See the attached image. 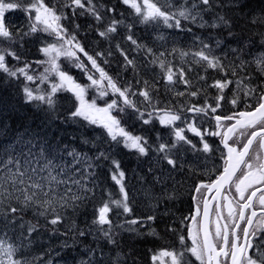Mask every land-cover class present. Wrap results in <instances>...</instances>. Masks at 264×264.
<instances>
[{
    "label": "trees",
    "instance_id": "1",
    "mask_svg": "<svg viewBox=\"0 0 264 264\" xmlns=\"http://www.w3.org/2000/svg\"><path fill=\"white\" fill-rule=\"evenodd\" d=\"M45 2L50 6L55 4L57 9H62L65 14L69 15L62 23L69 32L75 33L88 54L94 57L97 52L104 54L97 58V63L119 87H130L131 91L136 93L147 89L153 105L159 109L167 108L178 113H183L185 109L205 103L207 100L212 101L207 96L212 95L214 89L203 81L209 79L207 75L220 77L221 72L202 70L197 68L195 63L193 71H189L186 65L178 61L174 71L182 67L185 73L183 79L179 77L177 71L172 82L166 80V72L163 73L159 65L152 63L153 57L143 49L130 46L132 43L128 42V35L123 30L129 26L132 27L133 38L138 44L147 47H149L148 43L161 37L160 33L155 34L152 33L153 29L148 30V24L140 23L138 18L133 15L132 10L122 4L121 0H94L104 17L99 23L90 14L81 15V9H75V15H73L72 8L63 7L65 0H49L48 2L45 0ZM242 3L243 8H236L232 6V0H213L212 8L203 13L204 20L210 25L217 15H223L230 21V27L224 25L216 28L205 26L206 29H204V27L182 21L185 28H191V32L173 28V38L165 41L164 47L185 52L194 48L193 51H196L201 46L202 32L207 31L215 42H212V48L217 47L213 49V52L218 48H223L222 52L217 50L216 53L226 69L230 66V69L235 68L237 76L241 78L250 74V87H264V75H260L256 71L254 63H247L243 68L239 67L241 60L251 61L255 54L264 51V46L261 44V41L264 40V35H262L264 34V23H252L253 19H264V0H242ZM109 9L114 11H108ZM113 19L123 21L122 24L117 25V28L121 26L118 29L119 34L107 38L99 36L98 33L103 31ZM6 22L12 25L14 30L20 28H23L24 31L28 30L27 17L22 10L17 9L16 13H9ZM77 25L79 28L76 27ZM138 26L141 27L138 28ZM143 27L146 28L143 29ZM229 31L232 33L231 36ZM122 34L124 36L120 39ZM217 41H220L219 46H217ZM154 42L156 43V41ZM47 43H51V40L44 33L25 37L22 48L19 43L13 45L22 57L21 62L17 63L9 58V65L20 67L23 66L24 61H27L32 65L30 72L33 68L40 71L44 64H37L36 61H42L43 53L40 49ZM113 44H117L119 48L115 45V50L108 51L107 48ZM240 48L243 51L234 52L231 50ZM122 53L126 54L129 60H133L134 64L128 65L122 58L124 55ZM171 56L179 60L181 58L179 52L173 53ZM103 58L110 59L105 62L102 61ZM60 64L82 85L90 83L87 79L89 73L99 78V73L90 65H86L88 71L85 72L80 68L71 67L66 62ZM185 80L188 82L185 83ZM245 83L247 84L248 81L246 80ZM152 84L155 86L151 87ZM25 86L32 89L38 87L32 82L29 83L22 75L9 77L0 72V159H7L9 155L18 158L22 166L29 168L28 175H32L31 168L39 170L51 160L54 169L52 174L66 183L53 184L55 193H50V196L55 195L57 199L61 196L69 198V203H74V206L61 209L57 205L61 220L56 225L50 223L53 218L52 213L46 212L44 215H40L42 209L38 207L28 208L22 213H17L14 222L11 223H6L4 218L0 217V230L6 231L11 240L20 246L19 255L26 259L28 264H111V259L117 252H120L122 264H152L151 256L153 254L164 249L174 250L180 247L177 231L180 230L182 224L180 218H184L190 213L189 191L194 182L189 179L186 183L183 182L185 191L173 190L177 183L188 177L190 170L181 176V180L178 177L175 182L174 180L173 182L169 181L170 177L165 179L164 172L156 173L154 171L155 174L149 179L145 178L148 173H151L149 166L162 162L156 158L158 154L156 150L154 151L156 155L150 158L152 148L156 149L158 146V143L155 142L157 137L163 139L161 142L171 144L167 141L168 137L165 134L164 126L158 124V119L154 117L153 123L144 125L142 121L136 119L135 115L131 114L132 110L128 109V114L122 120V125L128 131L147 138L150 150L148 155L142 156L135 150L124 147L122 142L117 145L110 141L103 128L90 125L82 119L73 120L70 111L74 110L73 104H78V101H75L72 93L67 91L57 93L56 106L54 109H49L47 105L39 101H28L24 93ZM50 87L51 85H47L44 89H50ZM192 92H196L197 95H191ZM179 93H183V95H179ZM95 94H97L96 90L89 88L85 99L91 102L95 99L92 97ZM105 97H107L105 101L117 98L111 92ZM130 98L136 102L141 111L145 110L147 102L143 96L136 95ZM105 101L103 105L97 103L102 107L105 106ZM147 111H152V108L149 107ZM85 140L88 143H85ZM29 141L31 142L29 143ZM180 150L181 148L178 147L177 151ZM73 151L78 156L85 158L77 163L70 155ZM101 151L105 152L107 159L96 158ZM29 152L31 155H28ZM26 159L31 163L25 165ZM113 160L119 162L120 170L125 173L123 183L128 192L129 207L132 209L131 213L123 214L122 210L114 208L110 214L117 240L116 245L109 244L102 233L97 231V226L93 224L98 207L108 200L109 194L112 199L122 197L119 192L120 186L111 178L114 167ZM162 163L164 167L166 163ZM3 174L0 172V175ZM47 175L48 171L45 170L38 172V175L33 176V179ZM139 175L140 183H138L139 177H137ZM72 179L80 180L84 188L73 184ZM169 182L174 184L171 185ZM41 183L46 184V181H41ZM176 187L178 188V184ZM69 188L71 191H66ZM45 190H48L47 187ZM72 195L80 196L82 199L73 202L70 199ZM12 203L16 205L14 199ZM163 211L165 212L164 217L168 215L164 224L160 220L164 218ZM177 212L180 213L179 219H174L172 215L176 216ZM148 216H154L155 219L147 220ZM8 219L11 220V217ZM132 219L142 221V223L128 224L127 221ZM30 225L35 227V231L29 234ZM129 229H135V231ZM81 231H84L86 235L81 236L79 234ZM88 248L92 251H89Z\"/></svg>",
    "mask_w": 264,
    "mask_h": 264
},
{
    "label": "snow or ice",
    "instance_id": "2",
    "mask_svg": "<svg viewBox=\"0 0 264 264\" xmlns=\"http://www.w3.org/2000/svg\"><path fill=\"white\" fill-rule=\"evenodd\" d=\"M212 2L213 0H179V2L177 0H121V3L128 6L133 15L139 18V22L143 24L162 22L168 28L188 32H191V28H185L182 21L199 27L216 28L221 25L230 27V21L223 15H217L210 25L204 20L203 13L212 8ZM232 6L243 8L244 5L242 0H232ZM63 7L72 8L73 15H75V9H81V15L90 14L98 23L104 19L94 0H65ZM14 9L22 10L26 14L27 31H24L23 28L14 30L12 25L6 22L5 13ZM108 11L114 10L109 9ZM67 18L62 9H57L55 4L50 6L45 0H0V72L9 77L22 75L29 82L38 79L40 83H47L52 78L50 89H32L25 86L26 99L39 101L47 105L49 109H54L57 93L70 92L75 97V101H78V104H73L74 110L70 111L73 120L82 119L90 125L99 126L104 129L107 137L115 144L119 145L122 142L124 147L135 150L142 156L148 155L150 145L147 138L133 134L122 125V120L128 114L127 110L131 109V114L135 115L136 119L142 121L144 125L153 123L155 117L162 126H174L177 121L182 120V115L167 108H157L151 103L150 93L147 89L136 93L132 92L130 87H119L97 63V58L104 54L97 52L95 57L89 55L75 33L69 32L62 23ZM258 22L264 23V19H253L252 21V23ZM122 23L123 21L113 19L103 31L98 33L99 36L107 38L109 34L115 33L117 25ZM76 27L79 28V25ZM36 33H45L52 38L51 43H47L40 49L46 59L36 61V63L46 64L47 67L39 77L29 74L32 65L27 61H24L23 66L20 67L9 65V58L17 63L22 60L13 45L19 43L22 48L24 38ZM229 35H232L231 31H229ZM127 39L138 49H143L153 57L151 62L159 64V67L166 72V79L169 82L173 81L177 71L179 77L183 79L185 75L183 68L174 71L171 62L166 59L165 52L155 53L146 45L138 44L131 34L127 36ZM160 39L163 37L161 36ZM219 44L220 41H217V46ZM261 44L264 46V40L261 41ZM200 45L196 51L185 52L173 48L167 55L179 52L181 58L191 55L195 63L206 65V68L223 69L220 58L213 54L212 48L203 40H200ZM117 47L119 48V46ZM231 50L234 52L243 51L242 48ZM79 54H83L91 68L99 73V78H96L92 73L87 75L89 84L78 83L58 62L63 57L70 64L87 72L86 64L81 60ZM125 60L128 65L134 64V61L129 60L126 55ZM247 63H254L256 71L260 75H264V51L255 54L251 61L241 60L239 67L243 68ZM232 75H237L235 68L232 69ZM232 83V80L215 81L213 86L219 90L220 94L215 98V106L208 105L211 113H216L221 106L220 102L226 100L224 90ZM235 84L238 91L228 102L234 109L243 103L244 110L232 111L231 114L223 116L215 115L214 119L218 129L216 131L202 132L194 124L188 125V131L200 137L202 141L200 150L204 153L213 150L210 144L204 141L205 135L220 137L224 149L227 150L226 155L221 153L225 163L222 171L217 170L214 179L210 176L209 182H201L194 187L195 193L200 197V202L195 207V215L188 218L191 220L192 226L187 229V238L184 235H179L180 247L174 250L164 249L153 254L151 256L152 264H195L196 261L199 264H264V87H250V74L235 81ZM89 88H94L99 98L108 96L110 89L117 98L105 101V106L99 107L95 99L91 102L85 99ZM240 92H243L245 100L241 99ZM136 95L143 96L147 102L144 111H141L136 102L130 98ZM179 95H183V93H179ZM191 95L195 96L197 93L192 92ZM249 98L255 103L246 102ZM149 107L152 108V111H147ZM188 111L199 113L206 112V109L193 106ZM219 129H223V131ZM184 133V128L175 127L174 141L171 144L161 142L156 148V151L162 154L161 159L173 169L177 166V161L171 156L172 149L178 150V146L182 147L183 144L196 147ZM84 142L88 143L87 140ZM28 155H31V152ZM70 155L77 163L85 158L78 156L75 151ZM96 158L107 159L108 157L105 152L101 151ZM30 163L29 160H25V165ZM112 164L114 167L111 178L120 186L119 192L122 197L112 199L109 194L108 200L98 207L93 224L97 226V231L102 233L109 244L116 245L117 240L110 214L114 208L122 210L123 214L131 213L132 209L129 207L128 192L123 183L125 173L120 170L118 161L113 160ZM45 170L48 171L47 176L33 179V176H37L38 172ZM53 170L52 161L49 160L39 170L31 168L32 175H28L29 168L22 166L18 158L9 155L7 159H0V172L4 173L0 175V217L4 218L6 223H11L14 222L17 213H22L28 208L38 207L42 209L40 215H44L46 212L52 213L51 224L59 223L61 215L57 211V205L63 209L73 207L74 203H69V198L64 196L58 199L55 195L50 196V193H55L53 184L66 183L53 175ZM41 181H46V184ZM72 183L84 188L78 179H72ZM66 191L70 192L71 189H66ZM13 199L16 201V205L12 203ZM70 199L75 202L81 200L82 197L72 195ZM193 199L196 197L194 196ZM213 215L215 216L214 220L211 219ZM9 217L11 220L8 219ZM154 219V216L147 217V220ZM127 223L136 225L142 221L132 219ZM129 230L135 231V229ZM33 231H35V227L30 225L29 234ZM79 234L86 235L84 231ZM188 239L191 240L190 246L187 244ZM89 251L92 250L89 249ZM19 253L20 246L11 240L6 231L0 230V264H28V261L22 258ZM190 257H194V260ZM111 264H122L120 252H117L111 259Z\"/></svg>",
    "mask_w": 264,
    "mask_h": 264
},
{
    "label": "rangeland",
    "instance_id": "3",
    "mask_svg": "<svg viewBox=\"0 0 264 264\" xmlns=\"http://www.w3.org/2000/svg\"><path fill=\"white\" fill-rule=\"evenodd\" d=\"M55 2V1H54ZM67 15V14H66ZM68 17H69V15H67ZM112 34V33H111ZM110 35V34H109ZM122 36H124V34H122ZM154 41H156V38L154 39ZM130 46H133V48L134 47H136L135 45H133V44H130ZM215 48H217V47H215ZM215 48H212V49H215ZM108 49V51L111 49V47H109V48H107ZM160 53V52H159ZM159 53H157V54H159ZM213 54L215 55V56H217L218 57V53H214L213 52ZM46 59V57L44 56V58H43V60H45ZM168 60V59H167ZM147 60L145 59V62H146ZM169 61V60H168ZM184 61L185 62H187V60L186 59H184ZM190 61H191V63L193 64V62L195 63V61L193 60V58H190ZM59 63H61V62H63V63H65L66 62V64H68V65H70V63L67 61V60H65L63 57H61L60 58V60L58 61ZM144 62V63H145ZM72 65V64H71ZM156 65L158 66L159 64L158 63H156ZM195 66H197V68H200V67H202V68H204L205 67V69H207V71H212V70H215V69H212V68H206V65H203V64H197V63H195ZM235 66V65H234ZM45 67H47V65L46 64H44V66L42 67V69L38 72V75L36 76V77H39L40 76V74L41 73H43L44 72V69H45ZM150 69H151V67H149ZM31 71H33V70H31ZM162 72L164 73L165 71L164 70H162ZM31 73V72H30ZM207 77H209V79H205V81H206V84L209 86V87H211V88H213L214 90H212V95L210 94V95H208L207 96V98L210 100H212L211 102L210 101H206L205 103H201L200 105H195V107H203V108H205V109H208L207 107H208V105H212V106H215L216 105V97L220 94L219 93V90L217 89V88H215L213 85H214V83H215V81H217V80H220L221 82H224L225 80L222 78V77H213V76H210V75H207ZM205 81L203 82V83H205ZM38 79L35 81V84H38ZM51 82H52V78H50V80H49V82H47V83H45V84H47V85H49V84H51ZM34 83V82H33ZM39 85V87H41V84H38ZM155 85L154 84H152V86L151 87H154ZM44 88H46V86L44 87ZM237 87H236V84L233 82L232 84H230L229 86H228V88H226L225 90H224V95H225V97H226V100L225 101H221L220 103H227V108L229 109V108H233V106L230 104V103H228V101L229 100H231V98L233 97V95L234 94H236L237 93ZM97 93V92H96ZM110 93V92H109ZM239 95L240 96H242L243 95V92H240L239 93ZM244 96V95H243ZM93 98H95V100H96V103L97 102H99V104L100 105H103V103H104V101L106 100V98L107 97H103V98H99L98 97V93L97 94H95L94 96H92ZM97 105H98V103H97ZM100 105H98L99 107H101ZM102 107H104V106H102ZM191 108V107H190ZM189 109V108H188ZM188 109H185L184 111H183V113H179V114H181L182 115V117L184 116V117H187L186 116V112L188 111ZM208 110H210V109H208ZM114 114H116V113H114ZM210 114H213V115H216V114H218V112H216V113H210ZM159 124V123H158ZM178 124H180V122H178ZM189 124H194L196 127H198V128H200V130L202 131V132H205V131H216V130H218L217 128H216V126L214 125V123H212V120L211 119H209L208 117H200V116H195V117H193V118H191V119H183V122H182V125H180L179 127H182V128H184L185 129V135H186V137L189 139V140H191L192 141V144L193 145H195L196 147L195 148H193L191 145H187V144H183V146L182 147H180V146H178V147H180L181 148V150L178 152V154L176 155V157L174 158V159H176V161H177V164L178 165H182V164H185V163H190L191 164V167H190V174H188V177L186 178V179H184V180H182V182H179V183H177L178 184V188L176 187L177 186V184H176V186H174L175 188H173V190L175 191V190H178V191H180V192H182V191H185V185H184V183H186L187 181H188V179L190 180V179H192L191 178V176L193 175H201L203 172H204V170H203V168L202 169H200L199 167H201L202 166V163H203V161L204 160H201L200 158L202 157V156H204L205 154H207V158H208V156H209V153H204L203 151H201L200 149H202V141H200V139H199V137H197V136H195L192 132H190V131H188V125ZM160 125V124H159ZM162 126V125H161ZM220 130V129H219ZM173 133H174V129H172V130H170V129H168V130H166L165 131V134L168 136H170L171 137V143L174 141V135H173ZM139 135V134H138ZM198 138L199 139V142L197 141V140H195V138ZM211 137H213V136H207V135H205V137L204 138H207L206 139V142H212L213 141V139L211 140ZM163 139H159V137H157V140L155 141L156 143H161V141H162ZM181 143H183V142H181ZM154 146L156 145L155 143L153 144ZM153 146V147H154ZM156 149L155 148H152V150H151V152L154 154V151H155ZM174 152H175V149H172V152H171V156H173V154H174ZM188 154H191V155H193V156H190V155H188ZM153 156V155H152ZM212 158L209 156V159H208V161H207V163H206V166L208 165V163L210 162V160H211ZM163 160V159H162ZM169 168H172L171 166H169ZM174 172H177L178 174H175ZM167 174H166V176H165V179H167L168 177H170V179H169V181H172L173 182V180H174V178H175V180H174V182L176 181V179L178 178V177H180V180H181V176H183V172L182 171H178V170H174V171H172V170H170V171H168L167 170V172H166ZM174 173V174H173ZM172 182H169V184H174V183H172ZM184 182V183H183ZM162 215H163V217H164V215H165V212H162ZM172 215V214H171ZM179 215H180V213H176V216H174V215H172L173 217H174V219H179ZM168 217V215L167 216H165L164 218H161L160 220H161V222H162V224H164L165 223V219H168L167 218ZM186 217V218H185ZM184 218H180V222L182 223L181 225L184 227V221H185V223L187 224L188 222H189V213L187 214V216H185ZM188 219V220H187ZM179 221V220H178ZM179 222V223H180ZM180 225V230H178L177 231V234H179V235H184V231L182 232V226ZM184 229V228H183ZM186 229H188V228H186ZM188 244V243H187ZM180 246V245H179ZM166 260H167V258H165ZM190 259H192V260H194L193 258H190Z\"/></svg>",
    "mask_w": 264,
    "mask_h": 264
},
{
    "label": "bare ground",
    "instance_id": "4",
    "mask_svg": "<svg viewBox=\"0 0 264 264\" xmlns=\"http://www.w3.org/2000/svg\"><path fill=\"white\" fill-rule=\"evenodd\" d=\"M230 2V1H229ZM251 2V1H250ZM223 4V3H222ZM226 4V3H225ZM222 6V5H221ZM230 6V5H229ZM225 9V8H224ZM216 10V9H215ZM215 10H213L214 12H215ZM217 11V10H216ZM218 12V11H217ZM217 12H215V13H217ZM219 13V12H218ZM258 15V14H257ZM65 23H67L66 21H64ZM141 26H138V28H140ZM146 28V27H145ZM144 27H143V29H145ZM132 27H128L127 29H125V30H123L124 32H127V34L129 35V34H131V32H132ZM147 29L149 30V29H153V25L152 24H148V26H147ZM204 29H206V27H204ZM154 30V29H153ZM172 30H173V28H168V29H166V30H163V31H159L158 33H160L159 35L160 36H163V39H160V38H157L156 39V43L154 42V41H152L151 43H148L147 45L149 46L148 48H151V49H153V51L155 52V53H159V52H165L166 53V59H168L174 66H177V62L178 61H180L182 64H184V65H186L187 67H188V69H189V71L191 70V71H193V69H194V62H193V64L191 63V61H190V58H192V56L191 55H189V56H185V57H183V58H180V60L179 59H177L176 57H172L171 55H167V53L168 52H171V48H167V47H164V42L165 41H168V40H170V39H172L173 37H172V35H173V32H172ZM98 33V32H97ZM176 36V35H175ZM207 37H209V38H207ZM122 38V35L120 36V39ZM200 38L204 41V43L205 44H208L211 48H212V42L213 43H215L214 42V40H212L211 39V37H210V35L207 33V31H203L202 32V35L200 36ZM179 39V38H178ZM163 43V44H162ZM31 45L33 44V42L32 43H30ZM115 45H117V44H113V45H111L110 47H111V49L109 50V51H111L112 49L113 50H115ZM30 46V45H29ZM118 46V45H117ZM198 46V45H197ZM123 46H121V48H122ZM124 48V47H123ZM28 49V48H27ZM32 50V49H31ZM186 50V49H185ZM194 50V48H192L191 49V51H193ZM213 50V49H212ZM220 51V52H222V50H223V48L221 47V48H218V49H216L215 51H214V53L216 52V51ZM26 51H28V50H26ZM186 51H189V50H186ZM29 54V53H28ZM27 54V55H28ZM80 56H81V60L82 61H84L85 62V64L86 65H90V63H88L87 62V60H86V57H84L83 56V54H79ZM90 55V54H89ZM28 57H29V55H28ZM228 57V56H227ZM229 58V57H228ZM110 59V58H109ZM108 58H103V60L102 61H107V60H109ZM184 59H186L187 60V62H185L184 61ZM172 60V61H171ZM99 64V63H98ZM222 65H223V63H222ZM71 67H74L75 69H77V67H75L74 65H70ZM90 67H91V65H90ZM119 68V67H118ZM179 68H180V66H179ZM182 68V67H181ZM231 68V66L229 67V68H225V66L223 65V69H216V71H219V72H221V75H220V77H222L224 80H232L234 83H235V81H237V80H240L241 79V77L240 76H237V75H235V76H233L232 75V69H230ZM201 74V73H200ZM192 77V76H191ZM196 79V78H195ZM204 82V81H203ZM206 82V81H205ZM193 83V82H192ZM197 83V82H196ZM199 87V86H198ZM204 94V93H203ZM241 97V99L242 100H245V98L243 97V96H240ZM163 162V161H162ZM162 162H157L154 166L153 165H151V166H149L150 167V169H151V173H148V175L147 176H145V178L147 179H149V177H151L152 175H154L155 174V172L156 173H161V172H164L165 174H167L166 172H167V170L168 171H170V170H172V171H174V170H176V167H177V170L178 171H182L183 173H185L187 170H190V167H191V164L190 163H185V164H182V165H178L177 164V166L173 169V168H169V166H167V165H165L164 167L162 166ZM146 171V170H145ZM155 171V172H154ZM143 172V171H142ZM141 172V173H142ZM138 173H140V172H138ZM175 174H178L177 172H174ZM173 173V174H174ZM136 174H137V172H136ZM138 175V174H137ZM137 177H139L138 179H139V181H138V183H140V175L139 176H137ZM132 178V177H131ZM144 178V177H143ZM151 179V178H150ZM153 179V178H152ZM174 180H175V178H174ZM147 181V180H146ZM158 181V180H157ZM68 182H70V181H68ZM142 182V181H141ZM134 183H135V180H134ZM152 183H153V180H152ZM132 184V183H131ZM155 184V183H154ZM158 184V183H157ZM139 185V184H138ZM141 185V184H140ZM143 185V184H142ZM152 185V184H151ZM144 186H145V183H144ZM143 186V187H144ZM147 186V185H146ZM138 187V186H137ZM140 187V186H139ZM152 188V187H151ZM150 188V189H151ZM154 189H155V187H154ZM149 191V190H148ZM154 191V190H153ZM145 192H146V190H145ZM138 193V192H137ZM146 194V193H145ZM136 195V194H135ZM138 195V194H137ZM159 195V194H158ZM158 195H156V196H158ZM168 195V194H167ZM141 197V196H140ZM163 198V197H162ZM150 199V198H149ZM154 199V198H153ZM151 202V201H150ZM148 203V202H147ZM155 207V206H154ZM135 209V208H134ZM155 209V208H154ZM180 209V208H179ZM37 210V209H36ZM39 212V211H38ZM164 212V211H163ZM159 213V212H158ZM125 228V227H124ZM53 237H54V235H53ZM56 237V236H55ZM142 237H143V235H142ZM129 238V237H128ZM147 238V237H146ZM87 239V238H86ZM134 239V238H133ZM53 242V241H52ZM136 243V242H135ZM156 243V242H155ZM48 246H49V244H48ZM52 246V245H51ZM160 247V246H159ZM87 249V248H86ZM89 249V248H88ZM43 250V249H42ZM66 251V250H65ZM107 253V252H106ZM84 256V255H83ZM127 259V258H126ZM72 263V262H71Z\"/></svg>",
    "mask_w": 264,
    "mask_h": 264
},
{
    "label": "flooded vegetation",
    "instance_id": "5",
    "mask_svg": "<svg viewBox=\"0 0 264 264\" xmlns=\"http://www.w3.org/2000/svg\"><path fill=\"white\" fill-rule=\"evenodd\" d=\"M254 103H255V101L254 100H252ZM229 114H231V113H229ZM228 115V114H227ZM221 131H223V129H221ZM222 169H223V167H221L220 168V170L219 171H222ZM216 177V176H215ZM233 192H234V188H233ZM198 194L196 195V199L198 198ZM200 202V199L198 200V203ZM212 207L214 208V204L212 205ZM201 208H202V204H201ZM257 210L259 211V205L257 204ZM211 219H215V216L213 215L212 217H211ZM191 221V220H190ZM190 226H192V222H191V224H190ZM258 242V241H257ZM193 259H194V257H193ZM195 264H199V262L198 261H196L195 262Z\"/></svg>",
    "mask_w": 264,
    "mask_h": 264
}]
</instances>
